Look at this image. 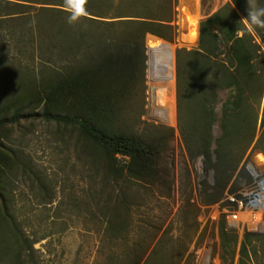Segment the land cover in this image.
<instances>
[{
  "label": "trees",
  "instance_id": "trees-1",
  "mask_svg": "<svg viewBox=\"0 0 264 264\" xmlns=\"http://www.w3.org/2000/svg\"><path fill=\"white\" fill-rule=\"evenodd\" d=\"M115 1L117 11L109 13L107 8ZM188 1L198 3L184 0ZM25 2L59 7L42 6L33 19L26 10L33 5ZM63 7L64 0H0V31L7 26L17 43L29 34L38 42L34 67L12 65L0 33V131L26 118L72 131L76 146L94 171L91 178L99 179L100 189L91 191L90 197L99 205L107 232L125 242L132 232L139 235L132 246L112 252L109 259L180 264L184 251L173 259L174 251L165 247V232L157 239L160 229L151 234L147 225L135 226L131 194L135 184L161 182L160 161L174 135L173 128L162 126L140 131L130 114L136 109L139 88L145 89V65L148 57L152 60L151 50H155L152 62L156 67L160 51L166 50L170 59L174 54L165 44L152 46L153 36L173 40V0H88L89 15L71 24L70 13ZM247 7V0L228 1L198 22V47L176 50L181 133L191 157L203 155L211 166L220 90L233 88L234 93L222 105V134L215 139L218 158L228 141L241 142L243 132L253 130L257 121V115L250 112L248 91L255 90L261 98L263 80L255 66L259 46L249 28L239 23L247 16ZM14 71L41 72L19 78ZM246 147L242 146L238 161ZM21 173L42 188L47 186L32 160L0 139V264H41L35 244L45 235L33 236L28 231L30 217L15 197V182ZM222 181L220 186L225 189L227 181ZM218 229L223 264H253L252 256L257 255L253 240L264 239V234L245 232L240 238L224 216Z\"/></svg>",
  "mask_w": 264,
  "mask_h": 264
},
{
  "label": "rangeland",
  "instance_id": "rangeland-1",
  "mask_svg": "<svg viewBox=\"0 0 264 264\" xmlns=\"http://www.w3.org/2000/svg\"><path fill=\"white\" fill-rule=\"evenodd\" d=\"M228 1L198 0L197 4L192 1V5L190 1L173 0V40L170 43L153 36L152 46L165 44V47L174 49V54L170 59L166 50L160 51L156 67L152 62L155 50H151L152 60L150 62L148 57L145 65V89L142 92L139 88L135 100L136 109L130 113L140 131H154V126L174 129V135L160 161L161 182L148 186L135 184L131 194L135 226L147 225L151 234L160 229L157 239L165 232V247L174 251L173 259L176 260L184 251L180 264H223L218 228L225 195L233 188L241 191L250 185L251 178L249 180L244 171L247 172L251 161L264 165V28L258 27L255 30L253 26H247L259 46L255 66L261 71L263 80L261 98L255 90L248 91L250 112L257 115L253 130L251 128L243 132L241 142L228 141L222 147V158L217 157L215 149L218 145L215 139L222 134V105L234 93L233 88L220 90L215 103V139L211 146L214 163L211 166L203 155L191 157L178 120L176 50L198 47V22ZM256 2L264 6V0ZM25 3L33 5L26 9L33 19L42 6L59 7L36 2ZM116 7L115 1L107 8L108 12L117 11ZM0 33L12 65L28 64L34 67L38 63L36 36L29 34L26 40L17 43L7 26ZM169 66L173 71H170ZM14 72L19 78H25V73L36 76L41 71ZM252 133L253 138H250ZM0 139L8 147L28 156L47 185L42 188L22 173L15 182L18 205L23 206L30 217L28 231L33 236L45 235L35 244L41 264H131L111 260L109 255L123 250L127 244L132 246L139 235L132 232L130 240L125 242L122 239L115 240L107 232L99 205L90 197L91 191L100 189L99 179L91 178L94 171L86 164L76 146V135L72 131L43 120L26 118L0 131ZM245 144L247 147L238 161ZM256 151L260 153L255 155ZM224 179L227 185L222 189L220 182ZM237 231L242 238L245 230L241 226ZM251 232L264 234L253 230ZM253 243L257 249V255L252 256L253 264H264V239L254 238ZM142 246H146V241L142 242Z\"/></svg>",
  "mask_w": 264,
  "mask_h": 264
},
{
  "label": "built area",
  "instance_id": "built-area-1",
  "mask_svg": "<svg viewBox=\"0 0 264 264\" xmlns=\"http://www.w3.org/2000/svg\"><path fill=\"white\" fill-rule=\"evenodd\" d=\"M247 172L250 185L245 190L226 193L221 216L229 228L237 230L242 226L244 232H264V165L251 161Z\"/></svg>",
  "mask_w": 264,
  "mask_h": 264
},
{
  "label": "clouds",
  "instance_id": "clouds-1",
  "mask_svg": "<svg viewBox=\"0 0 264 264\" xmlns=\"http://www.w3.org/2000/svg\"><path fill=\"white\" fill-rule=\"evenodd\" d=\"M87 2L88 0H64V10L70 13L68 18L70 24L89 15L86 9ZM247 5V16L242 18L239 23L248 27L264 28V6L258 5L256 0H247Z\"/></svg>",
  "mask_w": 264,
  "mask_h": 264
},
{
  "label": "crops",
  "instance_id": "crops-1",
  "mask_svg": "<svg viewBox=\"0 0 264 264\" xmlns=\"http://www.w3.org/2000/svg\"><path fill=\"white\" fill-rule=\"evenodd\" d=\"M197 1V0H196Z\"/></svg>",
  "mask_w": 264,
  "mask_h": 264
}]
</instances>
